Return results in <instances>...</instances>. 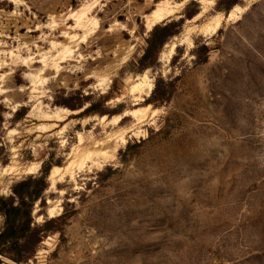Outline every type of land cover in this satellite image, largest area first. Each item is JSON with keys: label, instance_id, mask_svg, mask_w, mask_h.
<instances>
[{"label": "rangeland", "instance_id": "rangeland-1", "mask_svg": "<svg viewBox=\"0 0 264 264\" xmlns=\"http://www.w3.org/2000/svg\"><path fill=\"white\" fill-rule=\"evenodd\" d=\"M182 1L0 0V196L49 167L52 229L0 264H264V0H185L140 62Z\"/></svg>", "mask_w": 264, "mask_h": 264}, {"label": "trees", "instance_id": "trees-1", "mask_svg": "<svg viewBox=\"0 0 264 264\" xmlns=\"http://www.w3.org/2000/svg\"><path fill=\"white\" fill-rule=\"evenodd\" d=\"M237 3V0H219L217 6L226 15L231 7ZM199 10L194 8L185 10L187 19L193 18L198 14ZM171 23L163 26H155L148 37V46L145 53L140 57L139 61L142 62L153 44L154 39L159 31V44H162L167 36L172 35L174 31H170ZM200 54L203 59H198L203 62L208 57L209 48L207 45L200 47ZM197 54V53H196ZM200 56V55H197ZM154 94V91L152 92ZM49 167L42 169V175L39 177L28 178L15 183L12 186L11 196H0V214L3 217V225L0 229V255L9 254L16 262L26 261L32 255L36 246L39 244L44 235L51 231L50 219L38 224L34 221L32 209L34 201L40 198L43 190L46 187V174Z\"/></svg>", "mask_w": 264, "mask_h": 264}, {"label": "bare ground", "instance_id": "bare-ground-1", "mask_svg": "<svg viewBox=\"0 0 264 264\" xmlns=\"http://www.w3.org/2000/svg\"><path fill=\"white\" fill-rule=\"evenodd\" d=\"M184 2H185V0H183L181 4H177V5L171 4L170 2L159 3L153 10H151L145 16V27H146V29L149 30L154 25L158 24L159 22L164 21L165 19H168L171 16H173L179 10V7L182 4H184ZM199 2L201 4H204L206 2V0H199ZM205 6H207V5H205ZM235 10H236V8L233 11H231V13L228 15V17L231 16ZM197 16H199V14ZM193 18H195V17H193ZM214 20H215L214 25L212 27H209V28L207 27L206 30H209L211 28V30L214 32V30H216L219 27L218 26L220 24L219 19L215 18ZM129 116H132L138 122L142 121V119H143V117L140 116V113H138V110L129 112ZM119 118L120 117L115 118L114 123L118 122ZM60 172H61V169H59L58 167H52V169L50 170V174H49V180L54 181L55 178H57L59 176Z\"/></svg>", "mask_w": 264, "mask_h": 264}, {"label": "water", "instance_id": "water-1", "mask_svg": "<svg viewBox=\"0 0 264 264\" xmlns=\"http://www.w3.org/2000/svg\"><path fill=\"white\" fill-rule=\"evenodd\" d=\"M190 19H192V18H190Z\"/></svg>", "mask_w": 264, "mask_h": 264}]
</instances>
